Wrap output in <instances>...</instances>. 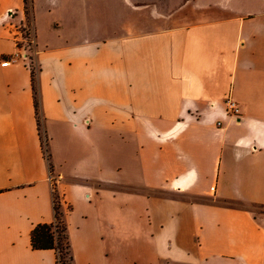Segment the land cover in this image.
Wrapping results in <instances>:
<instances>
[{
    "label": "crops",
    "instance_id": "0c3cea01",
    "mask_svg": "<svg viewBox=\"0 0 264 264\" xmlns=\"http://www.w3.org/2000/svg\"><path fill=\"white\" fill-rule=\"evenodd\" d=\"M29 6L28 20L24 0H0V142L18 147L0 264H56L30 246L53 189L72 264H264V0Z\"/></svg>",
    "mask_w": 264,
    "mask_h": 264
},
{
    "label": "trees",
    "instance_id": "16d2710c",
    "mask_svg": "<svg viewBox=\"0 0 264 264\" xmlns=\"http://www.w3.org/2000/svg\"><path fill=\"white\" fill-rule=\"evenodd\" d=\"M30 0H24L25 14L29 20L30 13ZM36 74L31 68V82L33 87L35 115L37 121L38 131H40V119H39V106L35 97L34 80ZM44 158L49 164V154L47 153L46 143L42 145ZM49 169L51 167L49 164ZM52 207H53V221L51 223H40L33 227L30 232V246L32 250H52L56 254V264H72V256L70 252V243L67 236L66 224L64 221V213L62 211V204L59 194L55 189L52 190Z\"/></svg>",
    "mask_w": 264,
    "mask_h": 264
},
{
    "label": "rangeland",
    "instance_id": "374dc122",
    "mask_svg": "<svg viewBox=\"0 0 264 264\" xmlns=\"http://www.w3.org/2000/svg\"><path fill=\"white\" fill-rule=\"evenodd\" d=\"M27 34H28V43L25 44V48L29 52L30 62H28V63H29L30 68H32L36 74L37 66H36L35 61L33 59V54H32L33 46L31 44V37L29 36V34L30 35L32 34V31L30 30V32H27ZM9 118L10 117H9L8 113L0 105V132L1 133H8L9 124H10ZM39 119H40V131H38V135H39V140L41 142V149L43 152L44 147H42V145H45V143H46V147L48 148L49 147V138L45 132L43 121H42L43 119H42L41 115H39ZM77 140H78V137H77ZM17 149H18V147L13 142H10V141L0 142V181H1V179H5L7 176L6 167L11 166V165L15 164L16 162H18L17 161L18 155L16 154ZM43 155H44V152H43ZM12 174H14V167L12 169H10V171L8 172V175H12ZM84 174H89V173H84ZM104 174H106V173H104ZM111 176H113V174ZM74 182H78V180L76 179V180H74ZM102 186H103L102 191L105 194H111L112 195L113 193H118V189L116 190L114 187H108L107 185H102ZM137 194H140V193H137ZM251 208L255 212H264V208L263 209H258L255 207H251Z\"/></svg>",
    "mask_w": 264,
    "mask_h": 264
},
{
    "label": "built area",
    "instance_id": "2783aa9c",
    "mask_svg": "<svg viewBox=\"0 0 264 264\" xmlns=\"http://www.w3.org/2000/svg\"><path fill=\"white\" fill-rule=\"evenodd\" d=\"M9 62L8 61H4L2 63V66H6L8 65ZM225 105H226V111L227 113L232 116L233 118H237L238 117V108H237V105L235 104L234 101H232L231 99H227L225 101ZM49 180H51V182L54 181V177L52 176V174L50 173L49 175Z\"/></svg>",
    "mask_w": 264,
    "mask_h": 264
}]
</instances>
